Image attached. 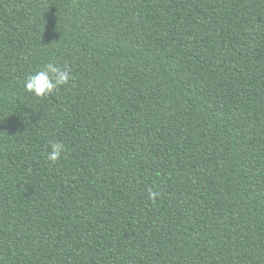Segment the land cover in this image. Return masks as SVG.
I'll return each instance as SVG.
<instances>
[{"label":"trees","instance_id":"trees-1","mask_svg":"<svg viewBox=\"0 0 264 264\" xmlns=\"http://www.w3.org/2000/svg\"><path fill=\"white\" fill-rule=\"evenodd\" d=\"M0 264H264V0H0Z\"/></svg>","mask_w":264,"mask_h":264},{"label":"clouds","instance_id":"clouds-1","mask_svg":"<svg viewBox=\"0 0 264 264\" xmlns=\"http://www.w3.org/2000/svg\"><path fill=\"white\" fill-rule=\"evenodd\" d=\"M71 79L70 69L61 68L54 63H49L45 68L35 75H30L25 81V91L33 93L38 98H43L57 91L59 86L66 85ZM50 152L46 153V158L52 163L59 161L62 153L66 151L65 145L61 142L49 141ZM66 158V157H65ZM160 196L159 192L149 190V198L155 203Z\"/></svg>","mask_w":264,"mask_h":264}]
</instances>
